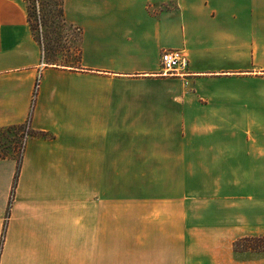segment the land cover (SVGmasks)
Masks as SVG:
<instances>
[{
	"label": "crops",
	"instance_id": "crops-1",
	"mask_svg": "<svg viewBox=\"0 0 264 264\" xmlns=\"http://www.w3.org/2000/svg\"><path fill=\"white\" fill-rule=\"evenodd\" d=\"M64 13L80 31L77 66L48 64L26 1L0 0V129L32 107L30 129L49 134L27 139L13 196L16 152L0 150V264H264L188 247L206 202L113 199L123 180L205 175L208 162L211 176L227 164L264 175V88H242L264 79V0H64ZM172 49L188 57L182 76L160 74Z\"/></svg>",
	"mask_w": 264,
	"mask_h": 264
},
{
	"label": "rangeland",
	"instance_id": "rangeland-1",
	"mask_svg": "<svg viewBox=\"0 0 264 264\" xmlns=\"http://www.w3.org/2000/svg\"><path fill=\"white\" fill-rule=\"evenodd\" d=\"M25 1L27 9L29 7L32 15V34L43 45L46 61L77 66L80 50V31L78 27L70 24L67 20L62 23V19L58 17V14L52 11L55 7V0ZM244 53L242 52V61L246 60V62L242 64V71L253 67L249 51L245 53L246 55ZM258 57L263 64H258L257 68L264 69V51ZM239 82L238 80L230 81L227 88L231 89L232 92H237L240 87ZM242 88L262 90L264 79L253 80V82L243 80ZM35 95H33V100ZM204 99L206 103L212 100L209 97ZM232 99L238 100L240 98L233 97ZM237 106V103L235 105L231 104V109H234L235 112H229V116L232 121L237 122L240 120L241 122L242 112ZM241 131L245 135L244 129ZM218 134L221 140L225 139V134L220 132ZM244 135L243 139L245 138ZM226 137L227 139L230 137L238 138L232 137V135H226ZM20 145L22 149H20ZM13 148L17 152L16 155H23L25 146L20 144L19 135L12 132L0 134V150L8 154ZM239 163L242 162L230 163V165L231 167L234 165L238 169L240 167ZM209 165L210 162L207 165L206 163L204 166L202 165L201 172H206L205 175L135 178V182L129 183V185L123 183V180L120 184V191L113 199H176L206 202L191 210V223L194 228L198 227L200 229L196 231V228L191 235L188 234L189 240L196 238V241L188 247L197 249L215 248L224 249L225 251L229 249L234 254L241 256L242 259H249L250 254L255 259L257 257L258 259L264 258V175L245 176L243 174L241 176H230L227 164L224 167L226 170L221 165V168L217 171L224 172V175L211 176L206 169ZM257 165V167H262L264 171V162L262 165L257 162ZM143 190H149L150 192L143 193ZM205 223L214 224V228L211 230L212 233H203L205 228H201V226ZM239 230H242V236L235 237L234 233ZM246 238H251V240L247 241ZM256 238L263 239L255 242ZM256 243L259 244V247L256 246L257 249L252 248L255 247Z\"/></svg>",
	"mask_w": 264,
	"mask_h": 264
},
{
	"label": "trees",
	"instance_id": "trees-1",
	"mask_svg": "<svg viewBox=\"0 0 264 264\" xmlns=\"http://www.w3.org/2000/svg\"><path fill=\"white\" fill-rule=\"evenodd\" d=\"M63 4H64V0H55V2H54V6L55 7L52 10L53 12H56L58 14V17H60L62 19V23H64L66 21ZM31 16L32 15H31L30 9L28 7V21H29L30 26L32 25L31 24ZM80 59H81V52L79 50L78 62H80ZM48 64H51V65H61V64H58L56 62H51V61H48ZM35 94H36V91H34V95ZM31 119H32V107H31L30 113H29L28 118H27V121H26L28 123H25L23 125L10 126V127L5 128V129H0V134L6 133V132L7 133H11L12 132L15 135H19V137H20V144H22V145H23V137L25 135V130H27V127H29V129H28L29 136L37 135V136H41V137H49V134L48 133H45V132L33 133L32 130L30 129V121H31ZM17 141H18V139H17ZM19 147H20V149H22L21 148V145ZM15 152H16V150H15ZM0 156H3L1 152H0ZM22 156L23 155H16L17 170H16V175H15V178H14L13 187H12V196L14 194V191H15V188H16V185H17L18 175H19V171H20V165H21V162H22ZM8 213H9V209H8ZM260 239H263V238H256L254 241L257 242V240H260ZM246 240L247 241H250L251 238H246ZM256 246L258 248L259 247V244L256 243L255 244V247H252V248L257 249Z\"/></svg>",
	"mask_w": 264,
	"mask_h": 264
},
{
	"label": "built area",
	"instance_id": "built-area-1",
	"mask_svg": "<svg viewBox=\"0 0 264 264\" xmlns=\"http://www.w3.org/2000/svg\"><path fill=\"white\" fill-rule=\"evenodd\" d=\"M161 63V75L165 76H182L188 65V57L185 50L181 49H172L162 52L160 57ZM37 87V85H36ZM28 129L25 132L23 137V145L25 146L26 140L29 137Z\"/></svg>",
	"mask_w": 264,
	"mask_h": 264
}]
</instances>
